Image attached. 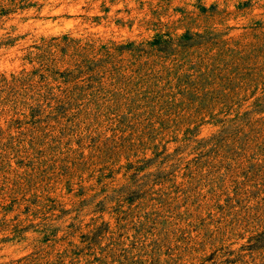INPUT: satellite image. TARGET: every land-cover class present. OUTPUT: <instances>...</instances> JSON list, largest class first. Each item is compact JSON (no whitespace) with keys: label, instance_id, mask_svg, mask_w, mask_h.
Returning a JSON list of instances; mask_svg holds the SVG:
<instances>
[{"label":"rangeland","instance_id":"1","mask_svg":"<svg viewBox=\"0 0 264 264\" xmlns=\"http://www.w3.org/2000/svg\"><path fill=\"white\" fill-rule=\"evenodd\" d=\"M0 264H264V0H0Z\"/></svg>","mask_w":264,"mask_h":264}]
</instances>
